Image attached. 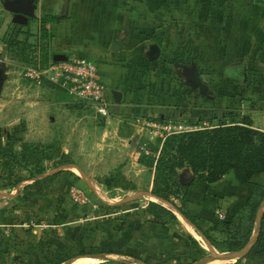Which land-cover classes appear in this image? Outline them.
Segmentation results:
<instances>
[{"label": "crops", "instance_id": "obj_1", "mask_svg": "<svg viewBox=\"0 0 264 264\" xmlns=\"http://www.w3.org/2000/svg\"><path fill=\"white\" fill-rule=\"evenodd\" d=\"M29 1L33 16L26 26H20L29 36L22 34L17 38L25 48H5L11 20L0 37V64L5 75L0 93V153L10 152L5 157L12 158L8 155L19 153L20 144L49 147L43 158L50 155L57 163L49 168L43 163L42 175L12 189H0V264H38L34 252L40 247L35 245L32 250V243L36 244L32 239L38 236L34 234L30 239L22 229H9L15 221L4 212L18 198L21 188L39 187L49 181V188L60 191V183L65 181L66 187L72 179L76 187L86 188L96 197L90 208L96 211L100 223L93 233L86 227L78 239L80 244L87 241V236H94L92 246L102 252L105 215L110 209L125 205L123 215L129 221L133 220L131 210L139 208L134 216L137 224L121 226L117 222L112 226L109 252L147 257L157 255L161 248L165 251L170 244L166 243L178 241L180 236L168 234L174 231L172 224L157 226L145 213L147 205L155 203L175 216L189 240L202 243L204 246L198 248L211 254L193 264H264V200L242 251H218L203 236L206 232L210 238L224 241L226 236L217 229V221L230 222L247 214L245 207L253 185H264V176L242 184L228 173L207 185L184 168L176 177V183L184 190L169 195L166 202L151 194L154 170L142 163V148L155 145L158 140V133L148 124L171 122L196 130L203 120V102L207 109L216 102L225 104L227 109L221 111L216 106L212 120L204 124L215 125L219 120L232 124L247 118L252 129L264 132V0ZM218 2L223 5L222 10L217 8ZM44 18L58 21L46 22L42 33ZM75 57L97 65L113 101L108 118L85 109L46 79L32 82L19 77L27 58L44 67L49 62ZM234 68L241 72L240 83L232 81L234 75L222 74ZM205 78L214 84L207 88L214 101L202 91ZM217 78L225 84L217 87ZM113 93L120 94L119 103ZM180 208L195 225L179 213Z\"/></svg>", "mask_w": 264, "mask_h": 264}, {"label": "trees", "instance_id": "obj_2", "mask_svg": "<svg viewBox=\"0 0 264 264\" xmlns=\"http://www.w3.org/2000/svg\"><path fill=\"white\" fill-rule=\"evenodd\" d=\"M57 22L58 18H45L41 21V32L45 33L46 22ZM29 36L23 33L21 27L10 25V31L4 44L6 49H14L23 46L17 41L19 35ZM22 50V49H21ZM31 52V51H30ZM43 60V59H42ZM26 65L34 64L32 58L25 59ZM45 63V60H43ZM46 64H43V66ZM160 146L146 147L149 154L158 153L157 160L151 156H143L142 163L154 170L153 188L151 194L166 202L169 195H177L184 190L176 183L178 171L189 168L196 178L205 184H214L220 181L228 173H233L234 178L242 184H248L255 177L264 176V132L252 129L249 119L242 118L232 124L220 123L213 128L194 130L181 134H172L157 140ZM49 151V147L20 144V152L16 157L7 158L3 163L0 173V189H12L25 180H31L45 172L43 157ZM254 189L247 200L244 216L234 218L230 222L217 221L216 227L226 238L224 241H216L203 232V236L218 251L237 253L247 245L255 224L257 211L264 200V185L254 184ZM179 213L192 224L194 220L183 208ZM145 213L153 219L157 226H168L176 220L175 216L162 206L149 203ZM262 217L261 222H263ZM262 225L260 227L261 237ZM191 249L202 258L204 252L200 250L195 241L190 240ZM104 254L97 247L89 252H81L77 257H92ZM122 255L131 256L125 253ZM68 258L60 260L59 264L66 262Z\"/></svg>", "mask_w": 264, "mask_h": 264}, {"label": "rangeland", "instance_id": "obj_3", "mask_svg": "<svg viewBox=\"0 0 264 264\" xmlns=\"http://www.w3.org/2000/svg\"><path fill=\"white\" fill-rule=\"evenodd\" d=\"M6 1L7 0H0V37L2 35L1 32L5 30L8 25H10V20L12 18V15L6 10L4 6V3ZM217 4V8H219L220 10L224 8L220 2H218ZM221 16L222 15L218 16V18L220 19ZM205 17L206 16H204V18ZM26 66V64L24 66L22 65L21 70H19V77H21L22 79H25L23 76V72ZM238 66H240V64H238ZM240 73L241 72L236 71L234 68L233 71L228 70L227 72L222 74H228L230 76L234 75L236 78L232 79V81L236 80V83H240L241 81L238 76ZM220 74L221 72L217 73V76H219ZM203 75L206 76V74ZM220 80L219 78H217L215 82V85L217 87H219L222 83L225 84L224 80H221L222 82ZM208 85L210 87H214V84H209L206 78L202 79V91L206 94V97L209 94V97H211L210 100L214 101L213 97L210 94V92L212 91H210V89H207ZM203 86H205V88ZM212 104H209V109L205 107L207 104H205L204 102L200 106V112L203 120L200 121L201 125L197 127L196 130L213 128L218 126L220 123H230L229 121L219 120L215 125L204 124L205 122L207 123L209 120H212V117L217 111L216 106H220L221 111L227 110L225 104L221 105L220 103L217 104V102ZM227 108L230 109V107ZM162 123H168L170 126H174V123L171 122ZM191 131L194 130L192 129ZM164 135L165 134H163V132L158 133V140L162 142L164 139ZM155 146L160 149V146L158 144H155ZM9 153L10 152H8L7 154ZM7 154L3 155L2 153H0V170L2 169L3 163L7 161V158L5 157L7 156ZM17 154L8 156L16 157ZM147 156L151 155L149 154ZM157 157L158 153L151 156L154 161L157 160ZM55 162L57 163V160L54 159V157L50 158V155L49 157L47 155L45 158H43V163L48 168ZM42 182L44 181H41L40 183ZM70 182L72 183H67V186L64 187L65 181H62L60 183L62 190L60 191H55L53 188H49V181H45L41 184L42 186L39 185V187L37 185H26L25 187L24 185L20 190L18 198L15 197V201L12 202L13 204L10 207L5 208L6 210L4 212L7 213V216L11 217V221H15V224L9 226V229H22L23 232H26V236L29 238L30 236H34V234L38 236L35 240H33L34 238L32 239L33 242H36V244L32 243V250H35V245L40 247V249L36 248L34 252V256L35 254H37L35 258L38 264H53L60 259L66 258H68V260L64 262V264H193L194 261L196 262L198 260V255L194 253V249L190 248V240L176 222L177 220L171 223L174 226V231H171L170 233H168L169 231H167V229H163V231L165 232L166 230V232L171 236L172 234L176 236L179 235L180 239H178V241L174 239L173 241L167 242L166 244H170L169 246H167L166 250L163 251L161 248L157 255L151 254L147 257L140 254H134L131 256H117L109 252V250H111L109 247V243L111 241L109 240V237L111 236L112 226H116L117 222H121V226L124 223L127 224L129 222L133 225L137 224L136 220L138 219L136 217L134 218V216L135 214H137V211H139V208L137 207L134 208V210H131V213L129 214H131L130 218L132 217L131 219L133 220L129 221L123 215L126 212L125 205L116 207L114 208V210L110 209L109 213L107 212L105 215L104 225L106 227V238L104 239V244L100 247L104 254L99 255L98 258L96 257L97 259L77 257L81 252H89L93 247L92 245H94V242L96 241V238L94 236H87V241H84L83 244H80L78 239L81 235H83L82 232L86 231V227H88L90 231H92V233L96 232L100 223H97V216H95L96 211L90 208V205L92 203H95L96 200L94 194H92V192L88 191V189L86 188L79 189L78 187H76V181L74 179L70 180ZM72 190L78 191L80 193V196L74 197L71 193ZM111 193L119 194V192L117 191H113ZM126 195L128 194L124 193V196ZM129 198H132V195ZM140 200L143 201L142 198H140ZM0 202H2V200H0ZM2 205L0 204V206ZM12 226H14L15 228H12ZM173 228L171 230H173ZM11 232L13 233V231ZM200 245L204 246L202 243H197V246L202 248ZM210 255V253H204L202 258ZM215 256L217 255L215 254ZM18 258L21 259V257ZM17 263L22 264V262L19 261ZM229 263L230 262L218 261L207 262V264Z\"/></svg>", "mask_w": 264, "mask_h": 264}, {"label": "built area", "instance_id": "obj_4", "mask_svg": "<svg viewBox=\"0 0 264 264\" xmlns=\"http://www.w3.org/2000/svg\"><path fill=\"white\" fill-rule=\"evenodd\" d=\"M23 76L32 82L46 79L68 94L85 109L101 118H108L112 113L113 101L108 86L100 79L97 65L85 58H69L61 62H49L42 67L40 64H31L25 67ZM150 128L156 132H163L164 138L172 134L190 132L192 129L181 125L170 126L168 123H150ZM143 155L149 153L142 148ZM73 196H80L78 191L72 190ZM76 199V198H75Z\"/></svg>", "mask_w": 264, "mask_h": 264}, {"label": "water", "instance_id": "obj_5", "mask_svg": "<svg viewBox=\"0 0 264 264\" xmlns=\"http://www.w3.org/2000/svg\"><path fill=\"white\" fill-rule=\"evenodd\" d=\"M4 6L6 10L12 15L11 22L13 24L19 25V26H26L28 24V21L30 18H32V4L29 0H17L16 2H5ZM66 61V58L59 59L56 62ZM5 81V75H4V68L3 65L0 64V93L2 85ZM120 94L119 93H113V98L115 102H120ZM98 256H92V257H84L89 259H97Z\"/></svg>", "mask_w": 264, "mask_h": 264}]
</instances>
